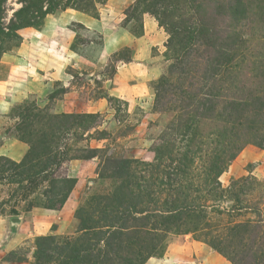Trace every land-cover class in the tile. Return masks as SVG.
<instances>
[{
    "label": "rangeland",
    "instance_id": "1",
    "mask_svg": "<svg viewBox=\"0 0 264 264\" xmlns=\"http://www.w3.org/2000/svg\"><path fill=\"white\" fill-rule=\"evenodd\" d=\"M168 257L264 264V0H0V264Z\"/></svg>",
    "mask_w": 264,
    "mask_h": 264
},
{
    "label": "crops",
    "instance_id": "2",
    "mask_svg": "<svg viewBox=\"0 0 264 264\" xmlns=\"http://www.w3.org/2000/svg\"><path fill=\"white\" fill-rule=\"evenodd\" d=\"M179 262L181 263V261H179V260H177V259H174V258H167L164 262H163V264H179Z\"/></svg>",
    "mask_w": 264,
    "mask_h": 264
},
{
    "label": "trees",
    "instance_id": "3",
    "mask_svg": "<svg viewBox=\"0 0 264 264\" xmlns=\"http://www.w3.org/2000/svg\"><path fill=\"white\" fill-rule=\"evenodd\" d=\"M50 12H52V9H50ZM50 14H52V13H48V14H46V16H48V15H50Z\"/></svg>",
    "mask_w": 264,
    "mask_h": 264
}]
</instances>
